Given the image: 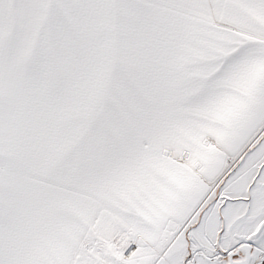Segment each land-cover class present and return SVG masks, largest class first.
Returning <instances> with one entry per match:
<instances>
[{"label": "snow or ice", "instance_id": "6c2138e0", "mask_svg": "<svg viewBox=\"0 0 264 264\" xmlns=\"http://www.w3.org/2000/svg\"><path fill=\"white\" fill-rule=\"evenodd\" d=\"M0 264H264V0H0Z\"/></svg>", "mask_w": 264, "mask_h": 264}]
</instances>
